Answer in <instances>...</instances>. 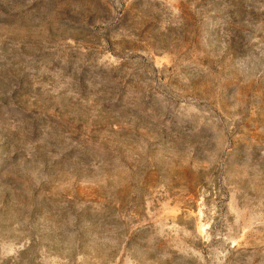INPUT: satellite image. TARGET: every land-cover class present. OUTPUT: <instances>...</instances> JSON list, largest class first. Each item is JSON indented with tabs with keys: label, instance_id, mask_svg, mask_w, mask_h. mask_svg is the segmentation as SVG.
<instances>
[{
	"label": "rangeland",
	"instance_id": "374dc122",
	"mask_svg": "<svg viewBox=\"0 0 264 264\" xmlns=\"http://www.w3.org/2000/svg\"><path fill=\"white\" fill-rule=\"evenodd\" d=\"M0 264H264V0H0Z\"/></svg>",
	"mask_w": 264,
	"mask_h": 264
}]
</instances>
